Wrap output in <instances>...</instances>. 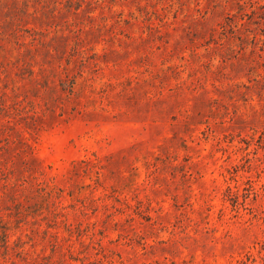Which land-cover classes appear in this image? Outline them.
<instances>
[{
  "label": "rangeland",
  "instance_id": "374dc122",
  "mask_svg": "<svg viewBox=\"0 0 264 264\" xmlns=\"http://www.w3.org/2000/svg\"><path fill=\"white\" fill-rule=\"evenodd\" d=\"M0 264H264V0H0Z\"/></svg>",
  "mask_w": 264,
  "mask_h": 264
},
{
  "label": "trees",
  "instance_id": "16d2710c",
  "mask_svg": "<svg viewBox=\"0 0 264 264\" xmlns=\"http://www.w3.org/2000/svg\"><path fill=\"white\" fill-rule=\"evenodd\" d=\"M77 164V161L74 163V165ZM7 234V233H6ZM4 235V243L6 244L7 243V235ZM7 246V245H6Z\"/></svg>",
  "mask_w": 264,
  "mask_h": 264
}]
</instances>
